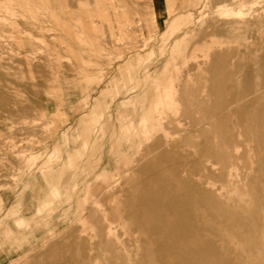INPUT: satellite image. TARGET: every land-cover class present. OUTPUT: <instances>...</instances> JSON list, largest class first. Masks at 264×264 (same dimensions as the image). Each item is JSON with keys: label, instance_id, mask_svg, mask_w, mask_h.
Returning <instances> with one entry per match:
<instances>
[{"label": "rangeland", "instance_id": "obj_1", "mask_svg": "<svg viewBox=\"0 0 264 264\" xmlns=\"http://www.w3.org/2000/svg\"><path fill=\"white\" fill-rule=\"evenodd\" d=\"M257 1L0 0V264H264Z\"/></svg>", "mask_w": 264, "mask_h": 264}, {"label": "bare ground", "instance_id": "obj_2", "mask_svg": "<svg viewBox=\"0 0 264 264\" xmlns=\"http://www.w3.org/2000/svg\"><path fill=\"white\" fill-rule=\"evenodd\" d=\"M257 1V0H256ZM98 2V1H97ZM245 2H246V0H245ZM258 2V1H257ZM244 6V5H243ZM242 6V7H243ZM240 9H242V8H240ZM231 10V9H230ZM239 11V10H238ZM232 12H233V10H232ZM239 14V13H238ZM256 14V13H255ZM257 15V14H256ZM261 19V18H260ZM256 22V21H255ZM206 23H207V21H206ZM214 23V22H213ZM227 23V22H226ZM249 24H250V22H249ZM236 34V33H235ZM214 35V34H213ZM183 38V37H182ZM187 44V43H186ZM185 44V45H186ZM145 45V44H144ZM125 53H126V51H125ZM178 55V54H177ZM176 56H174V58H175ZM177 57H179V56H177ZM160 60V59H159ZM160 62V61H159ZM159 62H157V63H159ZM157 63H155V64H157ZM152 65H154V64H152ZM220 66V65H219ZM147 68V67H146ZM152 70V69H151ZM150 70V71H151ZM76 71V70H75ZM78 71V70H77ZM140 71V70H139ZM53 73V72H52ZM145 73V72H144ZM184 73V72H183ZM189 73V72H188ZM145 74H147V73H145ZM187 74V73H186ZM191 75V74H190ZM188 77H189V75H188ZM185 81H186V79H185ZM184 82V81H183ZM164 83V82H163ZM185 83V82H184ZM151 88V87H150ZM263 90H262V92H259V90L258 91H255L254 93H249V94H246V93H243L241 96H239V97H237L236 99H232V100H229V99H226V98H223L222 97V99L220 98V100H219V102L216 104V106L214 107V108H212L211 110H209V112H207L206 114H203L204 116H203V118H206L205 120H211V119H213V117H216V116H219V120L218 121H216L215 123H214V121H213V125H216L217 124V126L218 125H224V126H227V129H225V131H224V133L223 134H221L220 136L221 137H219V139H220V144L218 143V146H216V148L214 149V150H212L214 153H212V155H214L217 159H219L220 161H221V163L224 165L225 163H227V162H232L233 161V158H234V155H232V154H230L229 152H228V142H229V140L230 139H232V137H231V132H230V130L232 129L229 125L232 123V120H231V116H233V115H236L237 113H235V112H237V111H239L240 110V108H242L243 107V104L245 103V102H249V101H252V100H255V99H258L262 94H264V86H263V88H262ZM153 90V89H152ZM147 91V90H146ZM172 91V90H171ZM148 92V91H147ZM213 92H214V94H216V95H220V96H222V91H221V88H219L217 85H215L214 87H213ZM149 94H150V92H148ZM147 93V94H148ZM170 93V92H169ZM168 93V94H169ZM252 94V95H251ZM188 96H189V94H188ZM172 97V96H171ZM188 99L190 98V97H187ZM173 100V99H172ZM187 100V99H186ZM176 105V104H175ZM235 113V114H234ZM198 116H200V115H198ZM166 117V116H165ZM247 117V116H246ZM202 118V119H203ZM233 118V117H232ZM201 118H199L198 119V123H203V122H201V120H202ZM218 122V123H217ZM248 123V122H247ZM235 125V124H234ZM198 126V125H197ZM210 126H212V125H210ZM232 126V125H231ZM231 129H230V128ZM246 128V127H245ZM206 129V128H205ZM232 131V130H231ZM233 132V131H232ZM214 137H216V136H214ZM239 139V138H238ZM236 141H237V138H236ZM234 142V141H233ZM216 143V142H215ZM166 145V144H165ZM230 146V145H229ZM236 152V151H235ZM238 153V152H237ZM243 161V160H242ZM175 165V164H174ZM151 166H153V165H151ZM150 166H146L145 167V169L147 170V168H149ZM172 167V166H171ZM164 168H166V167H164ZM170 169V168H169ZM159 170V169H158ZM165 170V169H164ZM250 170V169H249ZM163 170H161L160 172H162ZM166 172V171H165ZM172 171H170V173H171ZM126 173V171L124 170L123 172H122V174H125ZM167 173V172H166ZM222 175V177L224 176V174L223 173H221ZM162 175V174H161ZM150 177V176H149ZM170 177V176H169ZM177 177V176H176ZM159 178V177H158ZM158 178H156V179H158ZM227 178V177H226ZM176 180L178 179H181V178H175ZM175 179H173V180H175ZM177 180V181H178ZM225 181V180H224ZM175 185V184H174ZM103 187V186H102ZM171 187V186H170ZM178 187V186H177ZM175 189V188H174ZM173 189V190H174ZM47 190V189H46ZM188 190V189H187ZM170 191V190H169ZM176 191H178V192H180L179 190H177V188H176ZM184 192V191H183ZM154 194L157 196V197H163L164 196V198H169L168 197V195H166L165 194V192H163V190H158V191H156V192H154ZM171 194H173V193H171ZM166 196V197H165ZM173 196H175V195H173ZM183 197H184V195H182ZM186 197V196H185ZM176 199V198H175ZM172 199L169 203V210L170 211H172V212H176V213H179V212H181L183 215H185V210H184V208L186 209V202L187 201H184V200H180V199ZM145 202V201H144ZM209 203H210V201H208ZM216 202V201H215ZM195 204H196V202H195ZM204 204H205V202H204ZM207 204V203H206ZM192 205V204H191ZM197 205V204H196ZM210 206H211V204H210ZM160 207V206H159ZM195 208V207H194ZM213 210H215V209H213ZM199 211V210H198ZM151 212V211H150ZM229 212V211H228ZM165 213V212H164ZM187 214V213H186ZM198 215H200V214H198ZM197 215V216H198ZM207 215V214H206ZM228 215V214H227ZM231 215V214H230ZM191 216V215H190ZM189 216V217H190ZM185 219L186 220H188V218H187V216L185 215ZM196 219H198L197 217H196ZM208 219H209V217H208ZM212 219H215V217L214 218H212ZM217 219V218H216ZM219 219V218H218ZM217 219V220H218ZM242 219V218H241ZM191 221V220H190ZM214 221V220H213ZM209 222V221H208ZM207 222V223H208ZM211 222H212V220H211ZM211 222H210V224H211ZM228 222V221H227ZM213 223V222H212ZM238 223V222H237ZM214 224V223H213ZM211 228V227H210ZM219 230V229H218ZM171 231V230H170ZM140 233V232H139ZM199 237V236H198ZM191 239V238H190ZM157 242V241H156ZM160 247H161V245H159ZM121 247V246H120ZM98 249V248H97ZM159 249V248H158ZM116 250H119V248L118 249H116ZM106 252V251H105ZM165 260V259H164ZM105 262H106V260H105ZM44 264V263H43Z\"/></svg>", "mask_w": 264, "mask_h": 264}]
</instances>
